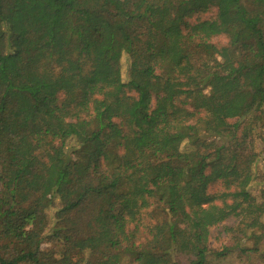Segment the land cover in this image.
I'll return each mask as SVG.
<instances>
[{
	"label": "trees",
	"instance_id": "16d2710c",
	"mask_svg": "<svg viewBox=\"0 0 264 264\" xmlns=\"http://www.w3.org/2000/svg\"><path fill=\"white\" fill-rule=\"evenodd\" d=\"M258 127L264 0H0V264L264 262Z\"/></svg>",
	"mask_w": 264,
	"mask_h": 264
},
{
	"label": "rangeland",
	"instance_id": "374dc122",
	"mask_svg": "<svg viewBox=\"0 0 264 264\" xmlns=\"http://www.w3.org/2000/svg\"><path fill=\"white\" fill-rule=\"evenodd\" d=\"M215 12L209 11L205 14H200L197 16H193L190 21L193 22L197 18H214ZM214 43H224L226 41V38L224 36L221 37H214L211 39ZM127 58L126 56H123L121 59V67L122 70H125ZM227 123L234 127L236 135L240 134L242 127H243V119L239 117H233L227 119ZM255 148L256 152L261 154V158L257 164L258 167V173L259 175H264V127H258L256 129V140H255ZM260 171V172H259ZM262 184H259V181L256 180L255 184L252 185V193L257 196L259 199L264 200V191L262 190ZM223 190V185L220 183H216L213 186L210 187L211 193H220ZM52 219V212L49 213V221ZM148 220L151 221L150 215H148ZM238 221L234 218H230L226 220L225 222L213 226L210 228V235H209V245L214 250H220L224 246H230L233 249L230 251V253L226 254L224 258L214 260L213 263H219V264H264V262H261L254 254H239L237 245L241 246H250L251 241L248 239H245L244 236H242L241 233L238 232ZM48 231V227L44 230V233L46 235ZM147 236V233L142 232L140 233L139 237L140 240H143L144 237ZM44 247L51 246L49 242H44ZM88 252L80 253V255H87Z\"/></svg>",
	"mask_w": 264,
	"mask_h": 264
}]
</instances>
